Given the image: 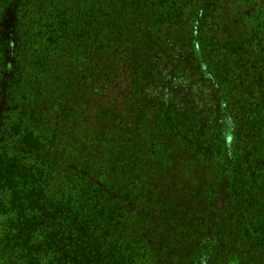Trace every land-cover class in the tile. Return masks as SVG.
Masks as SVG:
<instances>
[{"label": "trees", "instance_id": "1", "mask_svg": "<svg viewBox=\"0 0 264 264\" xmlns=\"http://www.w3.org/2000/svg\"><path fill=\"white\" fill-rule=\"evenodd\" d=\"M0 264H264V0H0Z\"/></svg>", "mask_w": 264, "mask_h": 264}]
</instances>
